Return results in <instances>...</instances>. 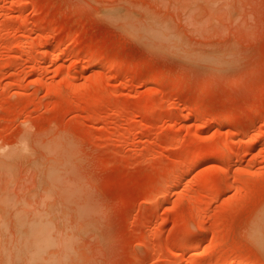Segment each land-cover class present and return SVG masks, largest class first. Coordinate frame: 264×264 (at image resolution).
<instances>
[{"label": "rangeland", "instance_id": "obj_1", "mask_svg": "<svg viewBox=\"0 0 264 264\" xmlns=\"http://www.w3.org/2000/svg\"><path fill=\"white\" fill-rule=\"evenodd\" d=\"M19 222L17 264H264V0H0Z\"/></svg>", "mask_w": 264, "mask_h": 264}, {"label": "bare ground", "instance_id": "obj_2", "mask_svg": "<svg viewBox=\"0 0 264 264\" xmlns=\"http://www.w3.org/2000/svg\"><path fill=\"white\" fill-rule=\"evenodd\" d=\"M24 45L26 44L25 43V41L24 42H22ZM21 43V44H22ZM23 44L21 45L22 47H24L23 46ZM27 46V45H26ZM26 48V47H25ZM25 50V49H24ZM33 61H35V58H33L32 59ZM33 64H34V62H33ZM95 64V63H94ZM93 64V65H94ZM97 64V63H96ZM95 64V65H96ZM74 67V66H73ZM76 67V66H75ZM93 67H97V66H93ZM61 73H63V72H61ZM65 78V75H64V77H63V79ZM66 81H67V79H65ZM65 80H62V81H64L63 82V84H67L66 83V81ZM60 82H61V80H60ZM69 82V81H68ZM69 85L71 86V84L69 83ZM227 145H229V146H227L226 148L227 149H230L229 147L231 146L230 144H227ZM226 146V145H225ZM226 149V150H227ZM175 174H176V172H171V175L173 176V178H172V176L170 175V179L172 178V179H174V177L176 178V176H175ZM177 175V174H176ZM179 175V174H178ZM181 176V175H180ZM181 178V177H180ZM177 179H179V176H178V178ZM26 224H28V223H26ZM20 225H22V226H24L22 223H17V225L15 226V228H14V235H15V241H14V243H13V241L11 242L9 239H11V238H8V240L9 241H7L8 243L5 245L4 243H6V242H4V241H2V238H3V235L2 234H4V231H2V232H0V238H1V250L0 251H2V264H17V262L19 261V259H21V260H23L22 258L23 257H26V252L28 251V249H33V247H34V242H33V240L29 237V233H30V229H31V226L30 225H28V226H24L23 228L20 226ZM6 229V231H7V227L5 228ZM9 233V232H8ZM24 233V235H22L21 236V234H23ZM9 234H11V233H9ZM8 235V234H7ZM12 235V234H11ZM13 235V236H14ZM9 237H12V236H9ZM12 243L10 246L8 245L9 243ZM195 247H198V244H195ZM14 249V250H13ZM27 250V251H26ZM11 251H14V252H11ZM30 251V250H29ZM27 256H29V255H27ZM0 262V263H1ZM240 263H235V264H241L242 262L241 261H239Z\"/></svg>", "mask_w": 264, "mask_h": 264}]
</instances>
